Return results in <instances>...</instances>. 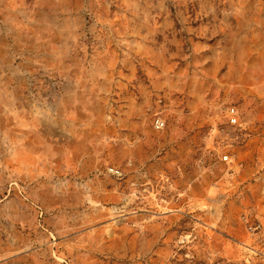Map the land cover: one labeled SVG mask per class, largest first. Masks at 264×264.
<instances>
[{"label":"rangeland","instance_id":"obj_1","mask_svg":"<svg viewBox=\"0 0 264 264\" xmlns=\"http://www.w3.org/2000/svg\"><path fill=\"white\" fill-rule=\"evenodd\" d=\"M0 264H264V0H0Z\"/></svg>","mask_w":264,"mask_h":264},{"label":"built area","instance_id":"obj_2","mask_svg":"<svg viewBox=\"0 0 264 264\" xmlns=\"http://www.w3.org/2000/svg\"><path fill=\"white\" fill-rule=\"evenodd\" d=\"M227 116H228V121L230 123H236L237 122V113H236V110L233 108V107H230L228 110H227ZM162 121H160L159 119H155L154 121V126L156 128H160L162 126ZM227 156L224 155L223 156V160H226ZM110 171H114L113 169H110Z\"/></svg>","mask_w":264,"mask_h":264}]
</instances>
